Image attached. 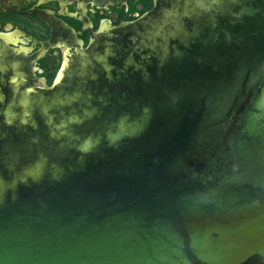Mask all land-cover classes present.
<instances>
[{"label":"water","instance_id":"obj_1","mask_svg":"<svg viewBox=\"0 0 264 264\" xmlns=\"http://www.w3.org/2000/svg\"><path fill=\"white\" fill-rule=\"evenodd\" d=\"M43 44L0 36V264H264V0H155Z\"/></svg>","mask_w":264,"mask_h":264},{"label":"flooded vegetation","instance_id":"obj_2","mask_svg":"<svg viewBox=\"0 0 264 264\" xmlns=\"http://www.w3.org/2000/svg\"><path fill=\"white\" fill-rule=\"evenodd\" d=\"M154 3L155 0H0V36L7 35L12 47L26 48L27 56L35 59V73L50 85L63 61V50L48 47L40 57L36 54L43 44L62 40L68 33L52 27L45 17L66 23L86 47L92 33L101 26L117 27L135 21Z\"/></svg>","mask_w":264,"mask_h":264}]
</instances>
